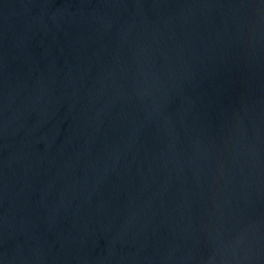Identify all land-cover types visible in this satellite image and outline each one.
Segmentation results:
<instances>
[{"label": "water", "instance_id": "obj_1", "mask_svg": "<svg viewBox=\"0 0 264 264\" xmlns=\"http://www.w3.org/2000/svg\"><path fill=\"white\" fill-rule=\"evenodd\" d=\"M0 264H264V0H0Z\"/></svg>", "mask_w": 264, "mask_h": 264}]
</instances>
